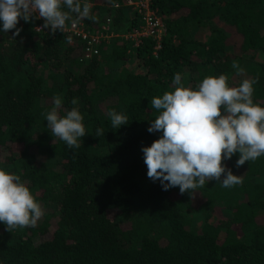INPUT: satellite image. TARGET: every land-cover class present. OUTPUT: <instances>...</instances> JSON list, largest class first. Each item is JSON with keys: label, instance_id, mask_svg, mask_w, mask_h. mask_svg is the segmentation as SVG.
<instances>
[{"label": "trees", "instance_id": "16d2710c", "mask_svg": "<svg viewBox=\"0 0 264 264\" xmlns=\"http://www.w3.org/2000/svg\"><path fill=\"white\" fill-rule=\"evenodd\" d=\"M89 2L91 30L109 17L120 34L140 26L125 0ZM153 7L166 30L157 53L152 39L136 48L116 39L85 61L79 41L38 33L36 18L20 20L19 36L0 33V166L21 176L44 211L35 227L0 223L5 264H264V156L237 167L234 155L223 163L240 184L209 181L192 195L149 179L141 150L161 135L147 131L158 115L150 100L173 91L177 73L192 88L221 74L230 86L254 80L253 99L264 105V0ZM56 96L84 116L79 148L46 127ZM112 110L129 124L113 129Z\"/></svg>", "mask_w": 264, "mask_h": 264}, {"label": "clouds", "instance_id": "9594fccd", "mask_svg": "<svg viewBox=\"0 0 264 264\" xmlns=\"http://www.w3.org/2000/svg\"><path fill=\"white\" fill-rule=\"evenodd\" d=\"M88 0H0V33L23 30L20 20L28 23L44 20V29L64 34L66 22L75 14L78 20L91 19ZM71 36L66 41L71 43ZM237 71H242L234 64ZM173 91L150 100L158 115L149 122V133H161L150 146H143L147 177L159 182L164 191L178 187L181 194L195 195L206 182L217 181L223 188L242 182L224 161L239 154L237 167L264 156V105L253 99L256 81L245 79L230 86L225 74L205 77L196 88L185 86L179 73L174 75ZM72 103L75 105L76 101ZM111 127L120 129L128 123L122 112L108 113ZM46 127L55 141L69 148H79L87 135L84 116L77 107L63 109V99L56 96L44 113ZM96 129V136L103 135ZM44 211L21 176L0 166V223L12 232L17 227H35ZM0 264H5L0 259Z\"/></svg>", "mask_w": 264, "mask_h": 264}, {"label": "built area", "instance_id": "2783aa9c", "mask_svg": "<svg viewBox=\"0 0 264 264\" xmlns=\"http://www.w3.org/2000/svg\"><path fill=\"white\" fill-rule=\"evenodd\" d=\"M89 3L92 7L93 3ZM124 6L137 13L141 20L140 26L128 33H117L111 17L107 18L97 30L88 28V19H76L71 23H66L64 33L69 34L81 43L82 54L85 61H90L100 56L102 43L110 44L116 39H122L131 44L134 48L141 45L144 40L152 39L157 44L155 52L157 53L160 50L161 41L166 30L161 17L153 7V0H125ZM36 20L39 23L35 27V30L40 33L44 30V20Z\"/></svg>", "mask_w": 264, "mask_h": 264}]
</instances>
